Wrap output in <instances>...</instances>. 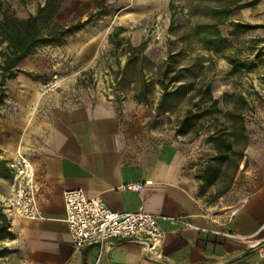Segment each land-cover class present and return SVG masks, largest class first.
<instances>
[{
  "label": "crops",
  "instance_id": "crops-1",
  "mask_svg": "<svg viewBox=\"0 0 264 264\" xmlns=\"http://www.w3.org/2000/svg\"><path fill=\"white\" fill-rule=\"evenodd\" d=\"M5 1L19 9L18 0ZM117 2L126 0H67L58 17L73 23L105 8L104 3L112 8ZM32 3L29 12L15 15L36 14L39 6ZM258 10L251 22L261 25L264 0ZM81 47L76 45V50ZM82 57L78 58L81 62ZM31 92L21 89L20 95L32 96L31 104L20 100L16 105L21 119L16 116L14 123L0 120V193L10 192L8 162L19 151L25 152L40 187L39 216L7 215L0 206V264L96 263L99 248L76 246L69 231L63 195L73 189L84 190L89 198L100 197L117 212L143 207L161 217L163 259L151 257L143 241L116 239L104 251L100 264H264V139L250 148L240 164L239 172L248 175L239 191L230 189L210 198L201 178L206 167L199 149L180 138L165 140L129 124L118 106L104 96L62 105ZM28 111L31 120L25 121ZM146 181L140 192L125 188L128 183ZM167 217H186L200 229Z\"/></svg>",
  "mask_w": 264,
  "mask_h": 264
},
{
  "label": "rangeland",
  "instance_id": "rangeland-1",
  "mask_svg": "<svg viewBox=\"0 0 264 264\" xmlns=\"http://www.w3.org/2000/svg\"><path fill=\"white\" fill-rule=\"evenodd\" d=\"M31 1L36 8L41 2L18 0V9L0 0V19L5 12H29ZM261 1L126 0L112 8L104 3L106 7L97 12L106 10V14L73 38L68 35L60 42L39 45L18 63L15 75L0 85V94H4L0 120L14 123L16 116L22 118L16 105L22 100L31 104L32 96L20 95L21 89L62 105L104 96L118 106L129 124L165 140L180 138L199 149L203 167L219 169L213 183H205L208 197L230 189L239 191L248 175L239 172L240 164L250 148L264 139V24L243 27L258 25L251 19L259 14ZM227 6L232 9L229 15L222 12ZM213 25L231 42L219 52L208 48ZM76 45L82 47L76 50ZM6 48L0 38V63ZM232 59L245 68L234 66ZM55 75L57 86L45 91L44 84ZM175 75L193 89L167 98L160 106L164 86L175 87L170 83ZM208 84L217 104L206 94ZM30 116L24 112L23 118L31 120ZM186 117H192V125L188 132L179 133ZM214 134L231 149L222 154L209 150L208 137Z\"/></svg>",
  "mask_w": 264,
  "mask_h": 264
},
{
  "label": "built area",
  "instance_id": "built-area-1",
  "mask_svg": "<svg viewBox=\"0 0 264 264\" xmlns=\"http://www.w3.org/2000/svg\"><path fill=\"white\" fill-rule=\"evenodd\" d=\"M46 0H41L44 6ZM58 76L44 84L45 91L54 89L58 84ZM12 176L10 192L0 193L1 209L7 214L13 213L33 219L39 216L37 196L40 187L35 168L25 152L19 151L8 162ZM144 183H128L125 188L140 192ZM66 221L74 244L78 247L96 245L99 257L95 264H100L101 257L107 247L116 239H135L145 243V249L151 257L163 259L161 243L164 231L159 216L147 213L143 207L138 211L121 213L110 209L100 197L89 198L84 190L73 189L63 195ZM173 223L187 228L200 229L186 217H167ZM227 237L246 239L227 231H215Z\"/></svg>",
  "mask_w": 264,
  "mask_h": 264
},
{
  "label": "trees",
  "instance_id": "trees-1",
  "mask_svg": "<svg viewBox=\"0 0 264 264\" xmlns=\"http://www.w3.org/2000/svg\"><path fill=\"white\" fill-rule=\"evenodd\" d=\"M67 0H46L44 6L39 5L36 14H30L27 18H20L15 14L8 12L3 13V19L0 20V38L7 43L5 59L0 63L1 80L0 85H4L7 78L13 77L17 69L18 63L26 58L39 45L48 42H60L66 36L74 34L84 29L95 18L106 14V10L100 12H92L86 18L79 19L73 23H66L59 19V14L65 6ZM248 3L245 6L254 4ZM1 11V5H0ZM222 12L226 15L232 13L230 6L224 7ZM262 25H243L246 28H255ZM205 27H209L205 25ZM213 38L207 39L208 48L215 52L221 51L223 48L231 45V42L225 38L217 28V25L212 26ZM122 30V28L120 29ZM234 66L245 68V64H238L235 59L230 61ZM186 70H190L187 68ZM175 87L169 90V85L164 86L163 98L160 106H163L166 99L177 94H188L193 88L192 84L183 83L179 75H175L170 80ZM206 94L212 100L213 104H217L218 100L213 99L211 93V86H206ZM4 94H0V102ZM167 111V109H165ZM183 127L180 128L179 133H186L192 125V117H186L183 121ZM208 143L219 153L222 154L224 150H230L231 145L225 143L218 135H210ZM217 158H224L223 156ZM210 169V170H208ZM209 171V173H208ZM219 169L214 166L206 167L205 174L202 176L206 184L213 183L218 176Z\"/></svg>",
  "mask_w": 264,
  "mask_h": 264
}]
</instances>
